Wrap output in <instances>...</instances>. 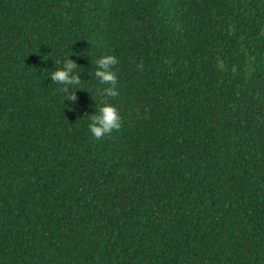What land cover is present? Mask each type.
<instances>
[{
  "label": "trees",
  "instance_id": "obj_1",
  "mask_svg": "<svg viewBox=\"0 0 264 264\" xmlns=\"http://www.w3.org/2000/svg\"><path fill=\"white\" fill-rule=\"evenodd\" d=\"M0 264H264V0H0Z\"/></svg>",
  "mask_w": 264,
  "mask_h": 264
}]
</instances>
